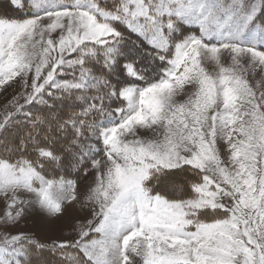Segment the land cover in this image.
Wrapping results in <instances>:
<instances>
[{"label": "snow or ice", "instance_id": "1", "mask_svg": "<svg viewBox=\"0 0 264 264\" xmlns=\"http://www.w3.org/2000/svg\"><path fill=\"white\" fill-rule=\"evenodd\" d=\"M13 83L0 264H264V0H7Z\"/></svg>", "mask_w": 264, "mask_h": 264}, {"label": "rangeland", "instance_id": "2", "mask_svg": "<svg viewBox=\"0 0 264 264\" xmlns=\"http://www.w3.org/2000/svg\"><path fill=\"white\" fill-rule=\"evenodd\" d=\"M3 1L7 3V0H0L3 8ZM209 71H212V67L209 65ZM20 90L18 83H13L11 87L7 85L0 88V113H3L6 105L9 104L11 98ZM184 97H178V100H183ZM142 136L150 137L152 135L149 131H142ZM91 182V174L88 176H82L79 180L80 192L83 193L84 189ZM3 208V204L0 203V209ZM87 215L86 212H81L79 207H70L66 211L65 215L59 220L54 222V225L50 228H45L42 224L34 221L33 218L29 217L25 222L19 225L13 231L21 230L26 232H36L42 240L60 239L68 237L71 233L72 225L77 219H83Z\"/></svg>", "mask_w": 264, "mask_h": 264}, {"label": "trees", "instance_id": "3", "mask_svg": "<svg viewBox=\"0 0 264 264\" xmlns=\"http://www.w3.org/2000/svg\"><path fill=\"white\" fill-rule=\"evenodd\" d=\"M3 3H4V5H3V7H4L7 3H5V1H3ZM0 6H1V3H0Z\"/></svg>", "mask_w": 264, "mask_h": 264}]
</instances>
